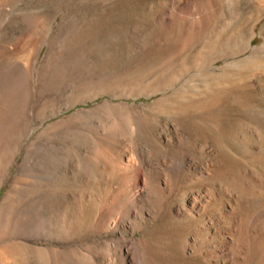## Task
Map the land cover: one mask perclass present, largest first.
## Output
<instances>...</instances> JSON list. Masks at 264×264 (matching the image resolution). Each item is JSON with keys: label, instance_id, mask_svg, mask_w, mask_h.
Wrapping results in <instances>:
<instances>
[{"label": "rangeland", "instance_id": "obj_1", "mask_svg": "<svg viewBox=\"0 0 264 264\" xmlns=\"http://www.w3.org/2000/svg\"><path fill=\"white\" fill-rule=\"evenodd\" d=\"M182 1L0 0V264H264V8Z\"/></svg>", "mask_w": 264, "mask_h": 264}, {"label": "bare ground", "instance_id": "obj_2", "mask_svg": "<svg viewBox=\"0 0 264 264\" xmlns=\"http://www.w3.org/2000/svg\"><path fill=\"white\" fill-rule=\"evenodd\" d=\"M253 1V3H255L257 6H261V8L263 7L264 8V0H252ZM188 2H189V0H183L182 1V5H188ZM190 6H192L191 4H190ZM184 7V6H183ZM189 7V6H188ZM190 8V7H189ZM260 9V8H259ZM258 9V10H259Z\"/></svg>", "mask_w": 264, "mask_h": 264}]
</instances>
